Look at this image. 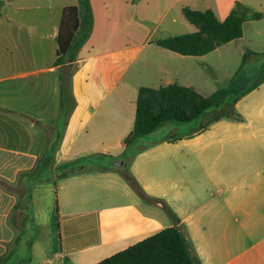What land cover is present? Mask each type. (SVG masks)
I'll use <instances>...</instances> for the list:
<instances>
[{
    "label": "crops",
    "instance_id": "crops-1",
    "mask_svg": "<svg viewBox=\"0 0 264 264\" xmlns=\"http://www.w3.org/2000/svg\"><path fill=\"white\" fill-rule=\"evenodd\" d=\"M89 2L81 14L87 40L74 61L56 66L62 11L79 0H0V258L12 260L33 227L39 233L22 264H50L59 254L61 264H97L178 227L200 264H264V82L236 103L240 121L181 134L169 122L131 145L134 153L124 145L141 88L198 90L194 74L213 70L210 57L239 40L202 57L158 46L197 30L182 9L224 21L239 2L263 22L264 0ZM150 72L157 83L138 86ZM47 153L51 175L29 200L19 177ZM53 224L58 240L47 245L42 227Z\"/></svg>",
    "mask_w": 264,
    "mask_h": 264
},
{
    "label": "trees",
    "instance_id": "trees-1",
    "mask_svg": "<svg viewBox=\"0 0 264 264\" xmlns=\"http://www.w3.org/2000/svg\"><path fill=\"white\" fill-rule=\"evenodd\" d=\"M89 6V0H79V6L64 7L57 36L56 66L74 61L76 53L87 40L91 26L89 32L81 35V14L82 10ZM182 13L197 30L158 40L156 44L180 55L193 57L205 56L223 45L242 38L246 22L259 21L263 18L261 13L239 2L224 21H220L212 10L197 11L184 7ZM263 82L264 77L254 81L248 89L238 93L232 103H226L222 109L215 111L210 110L226 101V96L221 90L205 97L193 87L181 86L177 83L157 89L143 87L138 95L134 126L126 137L124 145L130 147L137 140L154 133L169 122L190 123L204 115L206 119L199 128L204 130L222 119L240 121L242 116L235 110L236 103ZM61 93L68 97V82L66 86H61ZM53 163V156L47 153L38 160L34 171L25 172L19 177V182L24 184L23 194L28 196L29 200L33 185L45 181L42 175L49 172ZM11 258L12 254L1 257L0 264H8ZM97 264L200 263L192 253L182 231L178 227H170Z\"/></svg>",
    "mask_w": 264,
    "mask_h": 264
},
{
    "label": "rangeland",
    "instance_id": "rangeland-1",
    "mask_svg": "<svg viewBox=\"0 0 264 264\" xmlns=\"http://www.w3.org/2000/svg\"><path fill=\"white\" fill-rule=\"evenodd\" d=\"M2 10L4 11L3 8ZM254 11L258 12L257 9H254ZM252 47L258 49L259 54L251 56V54H249L251 53L249 49H252ZM210 60L211 64L214 66V69L204 74L195 73L194 78L190 83L195 85L198 89L197 91L205 97L211 96L217 90L223 91L226 96V101L210 110L215 111L222 109L226 103H232L238 93L245 91L254 81L264 77V21L246 22L244 24V36L228 45V47L225 49H222L221 56L212 55ZM138 77L139 78L131 76L130 79L134 81V78H136L135 80L138 86H146L157 83V79L151 72L148 74V76ZM205 119L206 116L203 115L190 123H171V125L168 126H180L178 134H181L184 132H189L193 128H199ZM168 131L169 129L166 127L158 136L162 137L168 134ZM136 149L137 145L130 147L129 151L126 152V155L134 153ZM50 175L51 174L49 172H45L42 177L47 179L50 177ZM20 204L23 205V201H20ZM49 207L51 209L52 215H54L56 218L58 211L55 196L50 199ZM19 219L22 220V226L23 223L28 225L26 213L22 212L21 215H19ZM57 226L58 225L55 226L53 224L42 227L44 230L42 241L47 245H51L53 242L58 240ZM27 233L28 234L25 236V238H22L23 240L20 241L22 246L18 248L17 253L9 264H22L24 259L30 256L31 253L28 243L35 239L39 232L35 227H33ZM18 234H21V230L18 231ZM39 261L40 260L38 259L34 264H39ZM26 264L29 263L27 262Z\"/></svg>",
    "mask_w": 264,
    "mask_h": 264
},
{
    "label": "built area",
    "instance_id": "built-area-1",
    "mask_svg": "<svg viewBox=\"0 0 264 264\" xmlns=\"http://www.w3.org/2000/svg\"><path fill=\"white\" fill-rule=\"evenodd\" d=\"M61 259V255H57L55 259L50 264H61L59 260Z\"/></svg>",
    "mask_w": 264,
    "mask_h": 264
},
{
    "label": "water",
    "instance_id": "water-1",
    "mask_svg": "<svg viewBox=\"0 0 264 264\" xmlns=\"http://www.w3.org/2000/svg\"><path fill=\"white\" fill-rule=\"evenodd\" d=\"M119 165H122V163L120 162Z\"/></svg>",
    "mask_w": 264,
    "mask_h": 264
}]
</instances>
